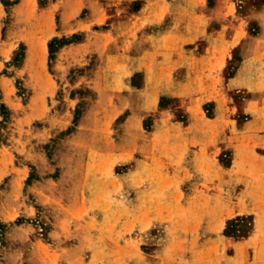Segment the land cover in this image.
Instances as JSON below:
<instances>
[{
	"label": "rangeland",
	"instance_id": "1",
	"mask_svg": "<svg viewBox=\"0 0 264 264\" xmlns=\"http://www.w3.org/2000/svg\"><path fill=\"white\" fill-rule=\"evenodd\" d=\"M6 1L0 0V264H198L207 239L229 243L226 264L230 243L264 237V180L245 191L248 184L227 179L240 130L256 114L264 119V0H230L236 9L225 25L237 45L216 73L219 82L186 89L179 84L186 77L181 48L164 52L171 16L148 21V11L141 12L147 0H50L46 8L39 0ZM148 1L162 7L177 0ZM203 1L213 8L227 0ZM219 27L213 22L209 31ZM53 40L73 42L55 45L52 56ZM206 46L207 38L184 50ZM247 57L246 85L235 88L231 81ZM192 101L191 114L185 108ZM186 128L221 133L209 145L203 134L198 154L197 147L187 150L183 209L173 211L166 129ZM215 176L225 179L214 183ZM239 200L251 210L229 217ZM211 214L219 230L206 235L201 221L206 225ZM181 234L189 236L188 250L173 245Z\"/></svg>",
	"mask_w": 264,
	"mask_h": 264
},
{
	"label": "crops",
	"instance_id": "2",
	"mask_svg": "<svg viewBox=\"0 0 264 264\" xmlns=\"http://www.w3.org/2000/svg\"><path fill=\"white\" fill-rule=\"evenodd\" d=\"M235 9V5L231 4L230 0H227L225 4L218 2L213 8L206 6L203 0L195 2L193 0H177L174 3L162 2V7L150 3L148 0L146 1L141 12L148 11V21L153 22L151 20L152 16H161L163 14V19L168 15L171 16V26L163 30V46L164 52L168 51V53L175 46L181 48L178 51L179 61H177L181 67L185 68L186 72L185 79L179 82L181 88H194L201 84L207 88H213L217 85L219 74L216 73L224 69L231 50L237 45L236 33L229 34L228 26L225 25L233 17ZM213 22L220 24V27L209 31V25ZM205 38H207V46L203 52L195 53L193 51L194 53H191L184 50L187 45L195 44L198 40ZM249 60H251V57L244 59L236 78L231 81L235 88L239 87L238 83L242 86L246 85L244 75L247 72ZM165 69L164 67V74L166 72ZM164 85L165 87H170L166 83ZM195 105V101H192L186 105L185 109L192 114ZM199 117L203 119L201 116ZM191 118H194L193 115ZM230 129L234 134L238 132L235 128L232 129L230 127ZM166 133H168L166 140L167 184L175 186L176 193V196L169 195L167 201L171 202L170 205H172L173 211H178L179 209L182 211L183 203L179 190H181L188 177V165L185 162L186 152L189 148L197 147L198 151H196V154H198L204 147L202 137L206 136L205 145H209L217 140L221 131L217 132V129L211 131L201 128H186L179 130L166 129ZM239 134L241 136L236 141L237 143L232 144L234 165L227 170V179L235 185L248 184L244 186L243 190L245 191L249 187L257 190L259 187L255 184L264 180V156L259 155L256 151V147L264 149V119L256 114L254 119L240 130ZM175 136L177 139H173ZM238 167L239 170L236 171ZM219 172V169H217V173ZM232 172H234L233 175ZM223 178L215 176L212 182L219 184ZM234 205L236 207L232 212L230 211L229 217L251 210V204L241 203L240 200L235 202ZM169 215L171 213L168 208ZM211 216L212 218L208 220L206 225L204 224L205 220L201 221L200 229L204 230L206 235L215 234L219 230L215 226V215L211 214ZM261 223L264 222L261 221ZM178 239L180 241H174L176 244L173 245H176L181 250H188L187 248L190 247L189 236L181 234ZM227 244L229 243H222L213 239L205 240V243H201L199 246L198 264H206V258L210 252L219 254V258L214 256V264H223L222 251L228 248ZM230 244L233 246L234 254L225 258L226 264H264V237L257 236L254 233L245 242ZM251 249L255 254L253 257L250 254ZM175 253L178 254V252ZM172 255L173 252H169V262ZM186 264H189V261Z\"/></svg>",
	"mask_w": 264,
	"mask_h": 264
},
{
	"label": "trees",
	"instance_id": "3",
	"mask_svg": "<svg viewBox=\"0 0 264 264\" xmlns=\"http://www.w3.org/2000/svg\"><path fill=\"white\" fill-rule=\"evenodd\" d=\"M2 2L4 3V5L8 6L9 4L7 3L8 1L6 0H2ZM39 3H40V6L42 8H46L49 3H50V0H39ZM73 41H65V40H53L52 42H50V45H49V49H50V52H51V55L53 56L54 53H55V45H58L59 48L65 46V45H68L70 43H72ZM19 55V54H18ZM2 109H6L5 105H2Z\"/></svg>",
	"mask_w": 264,
	"mask_h": 264
}]
</instances>
